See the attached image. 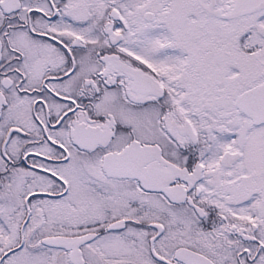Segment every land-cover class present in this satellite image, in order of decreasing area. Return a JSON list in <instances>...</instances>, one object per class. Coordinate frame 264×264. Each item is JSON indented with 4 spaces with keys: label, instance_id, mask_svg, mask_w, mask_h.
Instances as JSON below:
<instances>
[{
    "label": "snow or ice",
    "instance_id": "1",
    "mask_svg": "<svg viewBox=\"0 0 264 264\" xmlns=\"http://www.w3.org/2000/svg\"><path fill=\"white\" fill-rule=\"evenodd\" d=\"M0 264H264V0H0Z\"/></svg>",
    "mask_w": 264,
    "mask_h": 264
}]
</instances>
